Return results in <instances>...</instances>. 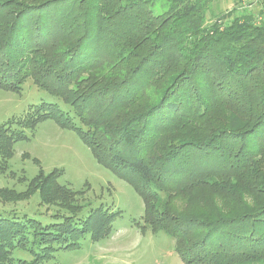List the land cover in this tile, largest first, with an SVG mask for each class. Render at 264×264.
I'll return each mask as SVG.
<instances>
[{
	"label": "trees",
	"instance_id": "1",
	"mask_svg": "<svg viewBox=\"0 0 264 264\" xmlns=\"http://www.w3.org/2000/svg\"><path fill=\"white\" fill-rule=\"evenodd\" d=\"M155 1L0 0V88L30 79L62 103L0 124V170L25 130L53 119L132 186L141 229L168 234L185 264H264V19L208 20L213 0H167L159 13ZM59 175L40 170L28 194H79ZM68 211L45 223L0 215V264L108 237L119 216Z\"/></svg>",
	"mask_w": 264,
	"mask_h": 264
},
{
	"label": "rangeland",
	"instance_id": "2",
	"mask_svg": "<svg viewBox=\"0 0 264 264\" xmlns=\"http://www.w3.org/2000/svg\"><path fill=\"white\" fill-rule=\"evenodd\" d=\"M167 6V0H156L152 8L161 13ZM233 9L253 11L255 17L264 19L263 0H213L206 19ZM21 87L19 93L0 88V124L12 117H22L30 106L41 102L62 105L57 97L38 88L30 79ZM24 134L26 138L15 142L13 155L2 163L5 167L0 170V189L9 191L0 190V215L17 216L24 222L36 218L45 223L74 210L78 221H82L100 206L119 215L108 237L91 241L86 234L79 239L77 248H59L38 264H185L168 234L141 229L144 206L139 194L111 169L100 165L74 130L46 119ZM40 170L44 177L58 170V182L79 194L50 202L38 193L28 194V183ZM189 201L193 206L197 199ZM183 206L186 203L182 200L176 202L177 208ZM14 252L24 263H31L32 256L27 251Z\"/></svg>",
	"mask_w": 264,
	"mask_h": 264
}]
</instances>
